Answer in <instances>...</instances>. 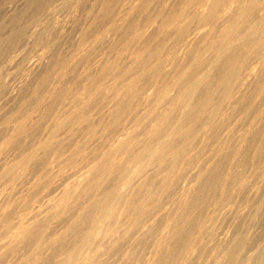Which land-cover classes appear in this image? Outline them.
Segmentation results:
<instances>
[{"label": "rangeland", "instance_id": "374dc122", "mask_svg": "<svg viewBox=\"0 0 264 264\" xmlns=\"http://www.w3.org/2000/svg\"><path fill=\"white\" fill-rule=\"evenodd\" d=\"M142 1L0 0V264H25L29 257H36L37 264H53L63 250L72 247L73 238L60 240L52 247L42 243L36 248L30 240H25L14 248L1 246L7 240L5 235L7 220L16 222L21 216L20 214L29 217L31 214L34 215L35 212H39L38 222L40 224L48 222V226L43 233L45 238L54 232H65L66 224L75 218L76 208L70 212H64L65 210L62 209L55 216H52L50 221L44 220L49 201L51 203L52 200L54 202L61 200L60 196L63 187L72 181V178L70 179L67 176L69 166L65 170L63 169L62 173H59L61 162H53L54 150L57 147L64 149L63 157H68L77 150L75 157H78L79 160L84 157L85 159L90 158L98 147L100 150L108 144L109 137L107 134L109 135L110 132L117 128L115 127V122H113L114 119L118 118L117 121L120 127H131L133 124V127L137 126L135 116L141 108L143 110V107L146 106L145 94L135 97L136 99L134 98L133 105L135 109L132 112L121 113L119 110L118 114L117 112H109L110 109L108 107L112 103L106 102H110L111 96L106 94L107 97L102 104H94L89 112L92 115L90 122H95L94 124L98 127V132L94 137L88 138L85 131L87 124H85L84 120L77 126L65 127V130H60V133L53 137L56 132L54 130L58 129L60 125L57 124L58 118L62 116L63 118L61 117V119L64 120L63 114L66 111L77 103L79 105L83 104L78 102V96L84 92V86L85 88L88 86L85 84H91L94 81L92 77L95 79V76L99 77L102 74L104 64H108L110 69L105 79H101L103 77L101 76L98 80H102L101 83L103 82L104 85L102 84L101 86L106 87L123 79L125 73L128 74L126 69L132 63V57L134 58V54L130 51L143 46L148 47L146 49H150L151 46L153 47L161 39L166 40V43L168 42L164 32L161 34L156 32L157 27L162 24L164 18V15H160V11L167 12L168 7L170 6L168 9L170 10L175 4L176 6H182L184 0H155L150 2L152 5H149V3V7L148 5L145 7L146 10L142 7H137L138 9L135 8L136 10L128 9V6L140 5ZM105 10L108 12L107 14ZM167 27L170 28L169 26ZM137 31L143 32V38L146 41L148 38L150 42L147 41L144 45L138 43L143 38L140 40L135 39ZM151 42L152 44H150ZM141 43H144V41L142 40ZM128 47L132 48L128 50L129 52L126 50L129 49ZM197 47L192 48L193 51L192 49H187L185 53L182 52V56L184 55L185 57L187 55L185 58L192 60L195 56L194 54L199 53L197 50L201 48ZM164 53L163 57H166V52ZM189 56L191 57L189 58ZM255 62H251L252 65L251 63L249 64L251 66L248 65L249 69L255 67V71L259 72V81L264 80V66L261 68V65ZM172 70L173 66H167L163 75L167 76ZM136 72L137 70L129 74V78H135L137 76ZM141 81L139 82L143 84L147 79ZM159 83L158 85H162L163 81H159ZM95 86L98 88L99 84H95L94 88ZM243 88L248 90V94H251H247L245 99V101H249L247 106L250 108H242L240 105L236 108L231 105L227 106L225 113H230L227 121L221 123L222 125L219 121V124H216L217 129H211L213 132L199 134V137L197 136L196 138L197 140L190 147L189 156L198 157L195 160L196 163L188 170L190 172L182 177L179 182L174 183V186L173 184L168 187L162 186L163 190L159 188L160 192H163L161 195L163 197L160 199L163 206L161 207L162 209L157 211L156 214L158 216L154 215L157 217V221L153 229L150 231V228L146 227L145 231L139 230L136 232L135 230L132 233H136V238L128 235L124 236L125 233L120 230L118 234L122 235L123 238L116 242L114 246L110 245L113 239L108 236L101 237L96 245L101 251V264H146V260L152 256V248L159 244L160 235H163V232L164 234L167 232L166 225L162 224V222L165 223L164 220L166 222L171 220L168 222L169 225L181 212L179 202L181 196L180 188L183 183L190 181L194 185L198 178L191 175L192 169L196 171L199 166L201 167L205 164L210 169L205 176L206 180L210 174L221 172H230L229 176L226 174L227 178L233 179L230 181L228 178V183L225 181L229 185H227L228 192L226 191L227 196H225V201L222 205L220 203L216 206L213 202L214 205L212 204V207L204 208L202 209L203 211L197 209V214L199 216L202 214V217H200L206 218L210 223L208 221L207 230H205L204 238H202L204 244L201 243V248L198 245L199 249H197L194 260L188 264H230L229 262L232 264V261L234 262L233 264H264V177H260L257 174L256 160H253L252 157V153H255L254 151H256L259 141L264 137V128L261 124L264 122V94H253L255 83L252 81H246ZM149 91L152 92L154 97L156 88L153 87ZM171 93L173 94L174 91ZM52 98L53 100H51ZM85 98L86 95L83 94L81 99L86 101L88 98ZM78 104L76 105L77 107L79 106ZM164 104L166 103L164 102ZM260 116L261 118H259ZM98 123L100 124L98 125ZM81 125L84 126L81 127ZM105 125L107 126L105 127ZM16 126H18L17 129ZM55 127L56 129H54ZM248 127L252 129L249 134L251 139L247 140L246 143H240L238 141L240 140V133L245 132ZM20 128L24 130L22 129V132H20ZM138 129L140 130L141 127L138 126ZM52 139L54 141L48 149L44 151L42 148L39 149L41 143ZM179 140L181 141L180 137L176 139V142L181 143ZM85 141H88L86 149L79 152L80 144ZM239 144L244 147H241L242 152L244 151L243 153L248 152L245 155L243 154L244 156L236 152V148L240 147ZM30 152L35 153L33 160L28 165H24L26 169L20 176L13 177L12 172L22 170V163ZM89 154L91 156L87 157ZM217 158H221L224 164H217ZM241 159L244 160L241 161ZM40 161H44L45 164L39 166L38 163ZM195 167L196 169H194ZM154 171V169L149 170L151 173ZM51 172L57 173L52 179L50 177ZM191 176L195 178H192L195 183L190 179ZM237 177L241 180L238 181ZM241 177H245L244 185H241ZM107 180L110 182L114 179L113 177H107ZM177 184L179 187H176ZM205 185L207 184L200 186V191L203 189L202 191L205 194H211L215 199L220 198L222 193L220 186L216 187V189H208V185L204 187ZM196 190H199V188ZM169 191H171V194ZM53 198H57V200ZM81 199L80 203H85L87 198ZM66 201L72 204L77 200L75 197L70 196L68 199L63 200V202ZM214 201L219 203L220 200ZM78 203L79 200L77 201ZM52 204L49 205L48 210H54ZM169 207L174 209L171 210ZM57 210L55 209L54 211ZM169 212L173 213L172 216H168V214L170 215ZM160 213L162 214L161 216ZM82 222L84 221H80L77 225L83 226ZM160 225L162 228L158 227ZM179 236L178 238H180ZM237 236L239 238L240 236L246 237V248L239 256L237 249L232 250L237 240L236 238H238ZM155 239H157L156 242ZM170 239L167 242V238H165L163 242V247L165 248L162 247V253L157 255L150 264H169L170 259L177 252L167 246L170 243ZM230 240L231 242L234 240L231 246L229 245ZM228 245L230 253L226 252L229 249ZM228 254H231V258L230 255L228 258ZM234 258L236 259L234 260Z\"/></svg>", "mask_w": 264, "mask_h": 264}, {"label": "bare ground", "instance_id": "6f19581e", "mask_svg": "<svg viewBox=\"0 0 264 264\" xmlns=\"http://www.w3.org/2000/svg\"><path fill=\"white\" fill-rule=\"evenodd\" d=\"M152 1L155 0H143L140 5L134 4L130 7L128 6V9L132 8L133 10L137 7H142L146 10L145 7ZM262 4H264V0H184L182 6H176L175 4L170 10H168L169 6L167 12L160 11V15H164V18L162 24L157 27L156 32L158 34L164 32L168 42L166 43V40L161 39L158 43H154L155 45L153 47L151 46L150 49H146L148 47L143 46L141 48L136 47L137 49L130 51L134 54V58L132 57L133 61L131 59L132 63L126 69L128 70V74L125 73L123 79L117 82L113 81L114 83L106 87L101 86L103 84V82L101 83L102 80H98L101 76H103L101 79L107 77L110 67L108 64H104L102 74L99 77L95 76V79L92 77L94 81L91 84H85L88 86L86 88L84 86V92L78 96V102L83 104L79 105L77 103L79 105L78 107L76 104V107L73 106L66 111L63 114L65 117L64 120L61 119L62 116L58 118L57 124L60 125L58 129L56 127L54 128L56 132L53 137L57 136L60 130L62 131L65 127L77 126L83 120L87 124L85 131L87 132L88 138L94 137L98 132V127L94 124L95 122H90L92 115L89 112L94 104H102L107 97L106 94L111 96L110 102H106L112 103L108 107L110 109L109 112H117V114L119 110L121 113L132 112L135 109L133 105L134 98L145 94L144 100L146 106L143 107V110L141 108L142 111L140 110L135 116L137 126L133 127V124L131 127H120L117 121L118 118L114 119L113 122H115V127L117 128L112 132L109 131V135L107 134L109 137L108 144L100 150L98 147L96 152H92V156L91 154L87 156H91L90 158L85 159L84 157L79 160L78 157H75L77 150L70 156L63 157L64 149L57 147L54 150L55 156L53 157V162H61L59 173H62L63 169L65 170L69 166L67 176L70 179L72 178V181L63 187L60 196L61 200L53 198L57 201L54 202L52 200L51 203L49 201L44 220L50 221L52 216H55L62 209L65 210L64 212H70L76 208L75 218L66 224L65 232H54L45 238L43 233L48 226V222L46 224H40L38 222L39 212H35L34 215L30 213L31 215L29 217L20 214L21 216H19L16 222H9V219L7 220L5 234L7 240L2 243L1 247L8 246L14 248L25 240L32 241L36 248L42 243L47 244L48 247H52L60 240L73 238L72 247L63 250L53 264H101V251L98 246L96 247L101 237L108 236L110 239H113L110 245L114 246L116 242L123 238L122 235L121 237L118 234L120 230H123L125 233L124 236L128 235L134 238H136V233L134 234L132 232L135 230L136 232L139 230L145 231L146 227H148L151 231L157 221V217L154 215L163 206L160 200L163 197H161L163 192H160L159 188L162 186L168 187L172 184L174 186V183L179 182L182 177L190 172L188 170L196 163L195 160L198 157L189 156V149L197 140V136L199 134L209 133L210 131L213 132L211 129L216 130V124L226 122L230 116V113H225L227 106L229 107L231 105L234 108L239 105L242 108L248 107L247 104L249 101H245L248 90L243 88L246 81L255 83L253 94H264V80L259 81V72L255 71V67H250L252 69L248 67L254 61L258 65H261V68L264 66V8L251 7V5ZM149 5L152 4L150 3ZM106 10L105 12L107 14L108 12ZM127 11L129 12V10ZM143 37V32H136V40H140ZM142 40L144 43H141ZM142 40L138 41V43L144 45L148 41V38L147 41L144 38ZM147 44L149 45V43ZM197 46L201 48L197 50L199 53L194 54L195 56L192 60H187L185 58L187 55L185 57L184 55L182 56V52L185 53L187 49L191 50ZM164 52H166V57H163ZM170 65L173 66V70L167 76L163 75L167 66L170 67ZM136 70L137 76L135 78H129V74ZM143 79H147V81L142 84L139 81H143ZM159 81H163L161 83L162 85H158L160 84ZM95 84H99V87L96 88V85L94 88ZM153 87L156 88L154 97L152 96V92L149 91ZM172 91H174L173 94L171 93ZM83 94L86 95L85 99L88 98L86 101L81 99ZM49 107L51 108V106ZM131 117L133 118V116ZM261 124L264 128V122ZM83 126L81 125V127ZM138 126L141 127L140 130ZM17 128L18 126H16ZM248 128L242 134L240 133V140H238L240 143H246L247 140L251 139L249 138V134L252 132V129ZM22 129L20 132H22ZM259 130L261 131V129ZM178 137H180L181 141L179 140V142L181 143L176 142ZM53 141V139L44 141L39 146V149L42 148L43 151L48 149ZM87 142L85 141L83 144H80L78 148L79 152L86 149ZM8 145L10 146V144ZM241 147L243 145L236 148L238 154L245 155L248 153H243L244 151L242 152ZM254 152L252 153V157L257 163H255L257 174L260 177H264V137L261 138ZM34 156L35 153L30 152L25 158V161L23 163L20 162L23 165L22 170L12 172V176H20L26 169L24 165H28ZM217 160V164H224L221 158H217ZM243 160L241 159V161ZM44 164V161L38 163L39 166H43ZM195 165L198 166L199 164ZM153 169L155 170L154 172H149V170ZM209 170L206 164L201 167L199 166L196 171L192 169L191 175L197 176L198 180L195 183L191 176L190 179L195 183L194 185L190 183L191 181L183 183L180 188L181 196L179 200L181 212L174 218V221L172 218L173 222L169 223V225L168 222L171 220L168 222L164 220L165 223L162 222V224L166 225L167 232L165 231L166 228L165 230L163 229L166 233L164 234L163 232V235H160L161 238H159L160 241L158 240V246H152V256L146 260V264L152 263L156 256L162 253L165 238H167V242L171 238L167 246L177 251L173 257L171 256L172 259H170V262L168 261L169 264L192 263L197 249L199 247L201 248L202 246L200 245L204 244L202 238H204L203 235L205 230H207L209 221L204 217L201 218L202 214L200 217L197 214V209L202 210L210 206L212 207L213 202L216 206L220 203L222 205L228 192L227 185L229 184L227 183L229 177L227 178L226 174L229 176L230 172H210L212 174L206 180L205 176ZM54 175H57V173L51 172V179ZM107 177H113L114 180L109 182ZM238 177L237 180H241ZM241 178V185H244L245 177ZM232 179L229 178L230 181ZM200 184L202 186L203 184H207L208 189H216V187L220 186L222 192L220 198L215 199L213 195L205 194L202 191L203 189L200 191ZM176 187H179L178 184ZM198 188L199 190H196ZM70 196L75 197L77 201L79 200V203L77 204L76 201L75 203L69 204L67 202L68 200L63 202V200L68 199ZM84 197L87 198L86 202L80 203L81 198ZM214 200L220 201L218 203V201L215 202ZM52 202L54 203L52 204ZM50 204L54 206V210H58H48ZM25 206L28 207L27 204ZM258 209L260 210V208ZM165 210L167 211V209ZM172 214L170 213L168 216H172ZM80 221H84L81 227L77 225ZM158 227L162 228L161 225ZM139 234L141 235V233ZM236 239L235 245L233 243L234 247L232 250L237 249L239 256L246 248V237L240 236V238L238 237ZM232 242L230 240V246ZM227 250L226 252L230 253V248ZM231 254H228V258L229 255L231 258ZM36 261V257H29L25 264H37ZM229 263L231 264V262Z\"/></svg>", "mask_w": 264, "mask_h": 264}, {"label": "clouds", "instance_id": "9594fccd", "mask_svg": "<svg viewBox=\"0 0 264 264\" xmlns=\"http://www.w3.org/2000/svg\"><path fill=\"white\" fill-rule=\"evenodd\" d=\"M251 7H260V8H264V4H262V5H251Z\"/></svg>", "mask_w": 264, "mask_h": 264}]
</instances>
